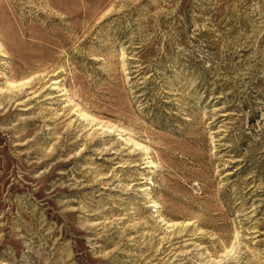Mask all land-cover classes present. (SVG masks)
Wrapping results in <instances>:
<instances>
[{
    "label": "rangeland",
    "instance_id": "rangeland-1",
    "mask_svg": "<svg viewBox=\"0 0 264 264\" xmlns=\"http://www.w3.org/2000/svg\"><path fill=\"white\" fill-rule=\"evenodd\" d=\"M0 264H264V0H0Z\"/></svg>",
    "mask_w": 264,
    "mask_h": 264
}]
</instances>
